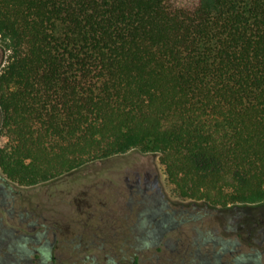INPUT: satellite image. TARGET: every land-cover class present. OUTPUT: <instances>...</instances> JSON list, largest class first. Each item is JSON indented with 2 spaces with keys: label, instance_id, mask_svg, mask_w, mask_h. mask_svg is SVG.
Returning a JSON list of instances; mask_svg holds the SVG:
<instances>
[{
  "label": "trees",
  "instance_id": "16d2710c",
  "mask_svg": "<svg viewBox=\"0 0 264 264\" xmlns=\"http://www.w3.org/2000/svg\"><path fill=\"white\" fill-rule=\"evenodd\" d=\"M0 45L12 182L138 149L183 198L264 206V0H0Z\"/></svg>",
  "mask_w": 264,
  "mask_h": 264
},
{
  "label": "flooded vegetation",
  "instance_id": "af4514ba",
  "mask_svg": "<svg viewBox=\"0 0 264 264\" xmlns=\"http://www.w3.org/2000/svg\"><path fill=\"white\" fill-rule=\"evenodd\" d=\"M5 58L6 51L0 47V67ZM1 120L0 110V124ZM137 172L135 169L134 173ZM149 176L146 171L143 180L137 178L133 184H128L130 197L137 198V209L131 208L129 213L133 214V228L140 239L138 245L124 241L116 247L110 240L114 230L101 225L103 216L96 226L84 222L74 231L67 228L64 232L61 226L42 215L27 222L32 213L18 214L20 228L10 230L6 239L0 238V246L7 248H0L3 254L0 264H64L56 249L59 244L74 242L79 247V257L74 264H138L136 254L145 251H149L147 260L155 264H264L263 209L240 211L235 209L236 204L220 207L206 201L201 205L190 201L174 206L159 193L156 181H150ZM11 186L0 173V209L14 215L17 209ZM152 190L151 194L145 193ZM199 211L202 214L196 215ZM129 218L130 215L125 216L126 220ZM105 220L109 222L108 217ZM200 221H204V227L191 225ZM171 232H178L179 236L162 242ZM71 233L75 234L72 239L69 238ZM162 246L168 249L167 253H155ZM19 247H25V251Z\"/></svg>",
  "mask_w": 264,
  "mask_h": 264
},
{
  "label": "rangeland",
  "instance_id": "374dc122",
  "mask_svg": "<svg viewBox=\"0 0 264 264\" xmlns=\"http://www.w3.org/2000/svg\"><path fill=\"white\" fill-rule=\"evenodd\" d=\"M0 47L3 48L1 45ZM9 54L10 52L6 51V58L0 67V73L9 60ZM6 141L7 138L0 133V147ZM135 169L138 170L137 173H134ZM146 171L150 175V181L153 179L156 181L159 193L168 199L172 205L196 201L183 198L175 192L174 186L167 179L159 155L144 153L138 149L91 164L63 177V179H56L30 187L12 182L0 171L1 175L8 179V183L12 185L17 209L14 215L0 209V238H7L6 236L10 235V230L15 231L20 228L21 223L18 214L27 216L28 213H32V217H29L27 222L34 220L36 216L40 217L42 215L48 221L53 222L54 225L61 226L64 232L67 228L74 231L75 227H79L84 222L96 226L100 223V216H103L104 222H101V225L113 229L116 233L110 234L112 235L110 240L116 247L124 241L136 246L139 244L140 239H138L137 232L133 228V214L129 212H131V208H136L137 198L136 196L130 197L128 184H133L137 178L143 180ZM153 192L154 190L145 193L151 194ZM129 201H132V207ZM203 202L198 201L200 205ZM236 205L237 208L235 207V209L240 211L264 210V206L259 204H253L252 206ZM245 207L248 208L245 209ZM195 214L202 213L199 211ZM128 215H130V218L126 220L125 216ZM106 217L109 218V222L105 220ZM191 225L204 227V221L191 223ZM49 236L51 237L52 234L50 233ZM74 236L75 234L71 233L69 238L72 239ZM178 236V232L167 233L162 242L167 241L169 237L177 238ZM70 244H59L56 249L60 256L59 260L63 261L64 264H74L79 257V247L76 246V242ZM19 249L25 251V247H19ZM167 250H164V246H162L155 253L162 255L167 253ZM148 252H138L136 254V258L139 259L138 264H155V262L147 260ZM82 254V257H84L86 252ZM87 254H89V251Z\"/></svg>",
  "mask_w": 264,
  "mask_h": 264
}]
</instances>
